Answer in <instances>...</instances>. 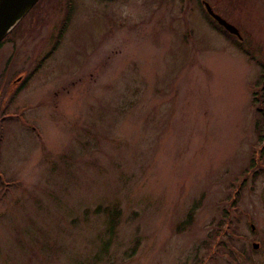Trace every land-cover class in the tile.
<instances>
[{"label": "rangeland", "instance_id": "1", "mask_svg": "<svg viewBox=\"0 0 264 264\" xmlns=\"http://www.w3.org/2000/svg\"><path fill=\"white\" fill-rule=\"evenodd\" d=\"M70 4L57 42L64 0H37L0 44L28 72L0 120V264H264V5L234 4L244 55L192 0Z\"/></svg>", "mask_w": 264, "mask_h": 264}, {"label": "flooded vegetation", "instance_id": "2", "mask_svg": "<svg viewBox=\"0 0 264 264\" xmlns=\"http://www.w3.org/2000/svg\"><path fill=\"white\" fill-rule=\"evenodd\" d=\"M192 1L196 3V7L198 8L201 16L206 20V24L208 27L215 30L213 27L216 26L222 31L226 30L227 32H229L228 31L229 28H232L235 29L236 32H238V29L234 25V21L232 19H234L233 16L234 4L238 3V1L241 0H212L211 3H209L206 0H192ZM220 1H223V3H221ZM248 1L252 3L264 5V0H248ZM29 10L26 12V14L29 12ZM231 32L233 34L236 33V32L234 33V31L232 30ZM40 60L41 59L39 57V59L37 58L36 60L33 61L34 62L33 65L37 67V69L41 63ZM1 62L2 64L0 65V120L2 119L4 120L8 116L7 114H5L6 112L5 105L11 103L10 100L13 98L14 95H17L18 91L27 81L28 72L23 71V73L19 75L16 72H13V70H11V67L13 66L12 61L8 59H4L1 60ZM34 66L31 69H33ZM1 125L2 124L0 123V140L2 138Z\"/></svg>", "mask_w": 264, "mask_h": 264}, {"label": "trees", "instance_id": "3", "mask_svg": "<svg viewBox=\"0 0 264 264\" xmlns=\"http://www.w3.org/2000/svg\"><path fill=\"white\" fill-rule=\"evenodd\" d=\"M70 1L71 0H64V15H63V19H62V22H61V25L59 26V31L58 33L56 34V39L55 42H57L59 39H60V35H61V32L63 31L64 29V26L65 24L67 23V14L68 13H71V4H70ZM219 34H221L222 36L224 37H227V38H230V40L233 41V44L236 48H238L239 50H241V52L244 54V55H248V51H246V49H244L242 47V44H240L238 41H236L234 39L233 36H230L228 34H226L225 32H223L221 29H219L218 27H213ZM11 31V30H10ZM8 36V35H7ZM7 36L5 37V39L7 38ZM54 46V45H53ZM47 54V53H46ZM45 54V55H46ZM48 55V54H47ZM44 58H42L41 60H43ZM254 61H256L257 65L259 66L260 68V73L258 75V80L260 81L259 85H260V88L259 90L257 91H253L254 95L252 97V100L255 101V102H258V106L256 107V110H264V62L258 60V59H254ZM256 84V83H255ZM256 92V93H255ZM252 163H250L251 165ZM229 204L233 205V200L230 199L229 201ZM92 213H96V212H102L105 217H106V224H105V232L110 234L112 233L113 231V227L116 225L117 223V218H118V215H119V210L118 208H116V205L115 204H111L110 206L109 205H104V206H95L92 210H91ZM223 216L224 217H227V212L226 213H223ZM222 216V217H223ZM191 220V213L190 212H187L186 214V218L184 219V223L186 225L189 224ZM226 220V218L224 219V221ZM227 221V220H226ZM228 223V221H227ZM233 233V232H231ZM136 246V244L134 245V247ZM133 247V248H134Z\"/></svg>", "mask_w": 264, "mask_h": 264}, {"label": "water", "instance_id": "4", "mask_svg": "<svg viewBox=\"0 0 264 264\" xmlns=\"http://www.w3.org/2000/svg\"><path fill=\"white\" fill-rule=\"evenodd\" d=\"M35 2L36 0H0V40ZM231 30L236 32L235 29H228L230 33H232ZM250 228H253L252 225ZM256 246V243H252V247Z\"/></svg>", "mask_w": 264, "mask_h": 264}]
</instances>
